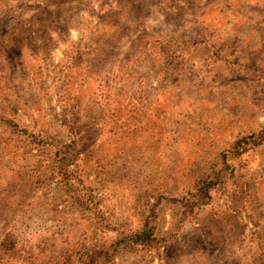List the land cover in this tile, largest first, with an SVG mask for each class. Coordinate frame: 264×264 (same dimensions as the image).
Segmentation results:
<instances>
[{
	"label": "rangeland",
	"instance_id": "obj_1",
	"mask_svg": "<svg viewBox=\"0 0 264 264\" xmlns=\"http://www.w3.org/2000/svg\"><path fill=\"white\" fill-rule=\"evenodd\" d=\"M263 129L264 0H0V264H264Z\"/></svg>",
	"mask_w": 264,
	"mask_h": 264
},
{
	"label": "trees",
	"instance_id": "obj_2",
	"mask_svg": "<svg viewBox=\"0 0 264 264\" xmlns=\"http://www.w3.org/2000/svg\"><path fill=\"white\" fill-rule=\"evenodd\" d=\"M1 120L8 125L14 123L12 120H9L8 118H3ZM13 126L16 125L13 124ZM22 133H26V130H22ZM43 143L48 144V142H43ZM263 143H264V129L257 134H252L248 137L238 140V142L235 145V150L237 151V153H240L242 152V149H244L246 146L250 145L251 147H256V146L258 147L263 145ZM66 157L67 156L65 155V158ZM201 189H202L200 190L201 196L199 197L198 200H195V204L197 205H199V203H206L210 198L209 186L207 185V189L204 188ZM182 203L184 204V207L189 206V200L185 198H184V202L182 201ZM150 219L151 216L147 218L146 223H144L141 230L135 233L122 234L118 238L117 242L110 249H100V250H94L92 252H89V250L84 251L83 255L78 259V264H99L100 262L103 261H111L113 252L115 253L116 249L119 247H127V248L138 247L143 249L154 248L161 240L156 233V228L150 226Z\"/></svg>",
	"mask_w": 264,
	"mask_h": 264
}]
</instances>
